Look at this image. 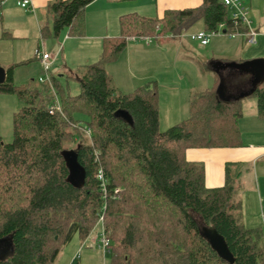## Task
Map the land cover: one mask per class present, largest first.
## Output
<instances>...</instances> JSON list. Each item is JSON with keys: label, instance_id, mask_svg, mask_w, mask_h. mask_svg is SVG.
<instances>
[{"label": "trees", "instance_id": "1", "mask_svg": "<svg viewBox=\"0 0 264 264\" xmlns=\"http://www.w3.org/2000/svg\"><path fill=\"white\" fill-rule=\"evenodd\" d=\"M93 1L53 0L41 37L59 38L65 29L82 36ZM230 12L223 0H204L161 17L122 14L121 33L105 40L100 58L68 72L79 81L77 94L56 76L42 89L16 84L15 65L6 69L0 92L16 94L24 105L14 114L13 141L0 135V241L9 239L12 246L0 255V264H57L63 248L76 235L87 238L102 213L112 264H264V229L239 220L235 193L241 165L227 163L224 185L209 188L204 163L186 153L241 146L243 101L255 98L264 118V81L250 85L244 60L206 63L217 82L194 91L190 115L162 130L157 82L125 93L107 70L130 36L180 37L199 20L208 31L223 25L226 33L245 32ZM216 63L231 72L217 71ZM120 108L131 113L133 125L115 117ZM69 151L75 159L69 160ZM101 168L106 193L98 178ZM220 239L229 256L219 249Z\"/></svg>", "mask_w": 264, "mask_h": 264}, {"label": "crops", "instance_id": "2", "mask_svg": "<svg viewBox=\"0 0 264 264\" xmlns=\"http://www.w3.org/2000/svg\"><path fill=\"white\" fill-rule=\"evenodd\" d=\"M20 1L21 0H5L0 8V22L2 23L1 26L3 29L2 32L0 30V39L5 40L4 42H0V56H6L9 53V48L5 47L4 44L7 43L8 39L14 37V32H17L19 36H26L24 35L25 29L31 27V21L33 27L35 25L40 31L42 25L40 17L44 12V14L46 13V19L44 21L47 20L48 5L53 0H31V5L28 9L23 8L19 4ZM135 1L136 0H94L86 8V27L84 34L82 36H70L67 29L61 33V36L64 34V36L67 37L62 52L63 58L66 61L65 68H69L67 70L68 72L74 71L76 67H83L95 62L100 58L105 40L108 37H117L121 33L120 16L122 14L137 12L147 17H161L166 10L197 7L200 6L204 0H155L153 9L155 16L145 15L139 11H121L126 9L124 3H132ZM253 2L254 0H242L243 6L248 10L249 4H253ZM150 10H152L151 7ZM20 14L29 19L27 26L23 21L17 19V16H20ZM247 19L250 25L243 24L244 27H247L246 31L238 32L236 35L241 36V42L244 44L245 41L249 39L248 33L250 31L255 32V42L248 41L251 45L242 46L238 59L244 60V65L247 70L250 71V77H252L250 85L254 86L256 83L264 81V22L261 20L259 26H255L254 16L251 15L250 10L248 11ZM5 24L8 25V28L13 34L4 27ZM4 29L6 30L5 32ZM170 36L169 33L162 36L167 39L160 40L159 44H153V41L147 43L128 40L127 46L122 51L119 58L107 64L108 72L113 76L117 87L121 91L132 92L133 89L137 88L136 84H138L139 80H147V82L155 80L157 82L158 91H160V124L163 122L165 125L175 124V122L178 123L189 116L190 99L194 90L196 91L198 84L194 76L197 77L200 73L208 75L213 74L215 79V72L209 69L204 70L207 58L202 56L204 51L202 50L204 49L203 47L209 46L210 41L206 45L200 43L201 47H195L186 40V37H173L185 39L177 44L171 43L170 40H168ZM258 37L260 41L257 39ZM67 44L69 45L68 51L66 49ZM215 53L216 52L213 51L214 55ZM195 56L205 59H203L204 61L200 59V61L198 60L197 64H195ZM212 58L213 57H211V59L208 58L211 63L230 57L223 56L219 57V59ZM260 58L263 59V61H261L262 66L256 61ZM178 64L181 68H184L183 73L180 72V75L181 78L185 79L183 83L185 94L183 97L179 94L172 98H162L161 83H163V79L169 75V68L174 65L177 68ZM0 65L5 69L9 67H6L1 61ZM214 66L217 71L231 72L227 66L219 64H215ZM216 82L217 81L214 80L212 86H214ZM210 88L211 87L208 89ZM250 99L252 98H246L243 101V116L240 119V129L242 132L241 146L225 148H190L186 153L189 160L204 163L205 183L209 188L221 187L224 185L227 163L233 162L240 165L255 164L257 173L259 174L258 169H260L262 171V176H256V183L242 191L239 220L241 224L247 228L264 229V118H261L258 114L257 102H252ZM161 114H163V116H161ZM75 256L76 252L74 253L73 250L70 264H72L75 258L78 259V264H81L80 256ZM105 257L106 255H104V258Z\"/></svg>", "mask_w": 264, "mask_h": 264}, {"label": "rangeland", "instance_id": "3", "mask_svg": "<svg viewBox=\"0 0 264 264\" xmlns=\"http://www.w3.org/2000/svg\"><path fill=\"white\" fill-rule=\"evenodd\" d=\"M124 5L126 6V9L121 11H139L144 13L145 15L155 16L154 14L155 12L153 10L155 6V0H136L135 2L132 3H124ZM150 7L152 10H150ZM249 10L251 11V15L254 16L255 26H259L261 20L264 22V0H254L253 4L251 3L249 4ZM230 14L232 15V11L230 12ZM45 15L46 13L44 14L43 12L42 16L40 17V22L42 23L44 22V20L46 19ZM17 19L23 21V23L26 24V26L28 25L29 19L23 16L22 14H20V16H17ZM1 24L2 23L0 22V27H1L0 30L2 32L3 29ZM30 26L31 27H27V29H25L24 35L26 36H19L17 32H14L13 34V32L8 28L7 24L4 25L5 28H7L9 31L12 32L14 37L8 39L7 43L4 44L5 47L9 48V53L6 56L4 55L0 56V61L3 64H5L6 67L15 65L14 82L16 84L29 83L31 86L39 89L44 88L45 85L48 84V83L40 82V78L46 76V72L43 69V65L40 59L37 58L38 56L36 55V50L40 46L43 48L45 52L49 53L54 58L51 66V70L49 71L50 76L51 77L56 76L60 80L62 86L69 93L71 94L79 93L80 91L79 81L76 78L68 77L69 73L67 70L69 68L67 69L65 68L66 61L63 58L62 49L65 45L67 37L64 36V34L63 36L60 35L59 38L41 37L39 28L35 27V25L33 27L32 21ZM199 29H204V22L202 20L197 21L189 30H187L186 34L195 33L197 32V30L199 31ZM223 29L225 28L222 27L220 33L212 35L210 37L209 46H205L203 47L204 49H202L204 50L203 53L201 52L202 56L207 58V63L210 62L211 57H213L212 59H219V57L227 56L233 60L238 59V57H240V51H241L240 49L242 48V46L251 45L248 42L249 39L248 41H245L244 44H242L241 42L242 38L240 35L233 36L231 35V33L228 34L224 33ZM5 31L6 30L4 29V32ZM164 39L167 38L160 36L158 38H154V41L152 43L159 44V41ZM184 39L185 38H173L171 36L168 37V40H170L171 43H176V44ZM257 39L260 41L259 37ZM186 40L189 41L195 47L200 46L199 41L193 40L189 36H186ZM1 41L4 42L5 40L0 39V42ZM137 42H144V41L138 40ZM66 49L68 51L69 49L68 44L66 45ZM213 51L216 52L215 55L213 54ZM203 57L200 58L199 56H195V59L193 58L194 63L197 64V61L198 60L200 61V59L204 61L203 59L205 58ZM208 58L210 59L208 60ZM256 61L260 63L262 66V62H261L263 61L262 58L257 59ZM80 67H76L74 71H78ZM169 71H170L169 75L165 79H163L164 82L161 83V87L163 88V89L161 88L162 98H167V97L172 98L173 96L179 94H181V97H183L185 94V90H183L184 89L183 83L185 79L181 78L180 72L183 73L184 68H181V66H179L178 64L177 68L174 65L169 68ZM194 78L198 82L196 91L205 90L208 89L209 87L212 88L213 87L212 85L215 80L213 74L208 75V74L200 73L197 77L194 76ZM139 81L138 84H136V87L147 82V80H139ZM128 92L131 91H127L125 93ZM250 100H252V102H257L255 98H252ZM23 105H24L23 101L16 94L0 92V135L2 136L3 140L7 143L12 142L14 139V126H13L14 114ZM190 112L191 111L189 105V113ZM163 114H161V116H163ZM76 116L79 119H81V121L83 122L84 120L87 119L85 116L81 114H76ZM173 124L165 125L163 122H161L160 128L162 130H166ZM255 166H256L255 164H247V165L241 164L240 166L241 176L236 180L235 199L237 201H240L242 191L244 189L256 183V176L258 175L259 177L262 176V171L258 169L259 171L258 174L255 169ZM232 167L234 170H236L235 165H233ZM100 226L101 225L98 219L89 237L85 238L84 240H81L79 235L74 236L72 241H70L63 248L57 260V264H70L72 261L71 254L73 250L74 253L76 252L75 257L80 256L81 264H112V255L109 254L104 258L102 249L94 245L92 242V237L95 236L97 233H99ZM11 247L12 246L9 239L0 241V248L2 251L1 253L2 255L9 254Z\"/></svg>", "mask_w": 264, "mask_h": 264}, {"label": "built area", "instance_id": "4", "mask_svg": "<svg viewBox=\"0 0 264 264\" xmlns=\"http://www.w3.org/2000/svg\"><path fill=\"white\" fill-rule=\"evenodd\" d=\"M223 2L225 5L230 7V9L232 11L231 17L234 21V24L237 25V24L242 23L245 25H250V22L247 19L248 9L243 6L242 0H223ZM19 4L23 8L28 9V8H30L31 0H21L19 2ZM0 15H1V11H0ZM222 27H223V25H220L219 31H215V30L214 31H208V30L202 29V30H199L195 33L180 35V37L189 36L191 39L197 40L201 44L206 45L210 41V37L212 35H215V34H218L221 32ZM236 34H238V32H231V35H236ZM248 37H249L250 42H255V32L250 31L248 33ZM154 38H155L154 36L140 35V36H130L129 40H133V41L139 40V41H144V42L150 43V42L154 41ZM36 55L40 59L42 65H43V69L46 72V76L41 77L40 82L48 83L52 86V79H51V76L49 74V71L51 70V66H52L54 58L49 53L45 52L43 50V48L40 46L36 50ZM98 178L102 182V191L104 193H106L107 192V186H106L107 180H106V177H105V174H104V171L102 168L98 171ZM117 191L118 190L116 189V192ZM99 222L101 225L99 233H97L95 236L92 237V242L94 245H96L97 247L102 249L104 255H106V256L109 254L112 255L113 254L112 241L108 237V232L106 231L105 226H104V215H103V213L99 216Z\"/></svg>", "mask_w": 264, "mask_h": 264}, {"label": "water", "instance_id": "5", "mask_svg": "<svg viewBox=\"0 0 264 264\" xmlns=\"http://www.w3.org/2000/svg\"><path fill=\"white\" fill-rule=\"evenodd\" d=\"M224 32H226V30H224ZM5 80H6V69L3 66L0 65V83H4ZM114 115H115V117H117V118H119V119H121V120H123L125 122H128L131 125L134 124V120H133V117H132L131 113L128 110H126V109L120 108V109L115 111ZM75 154H76L75 151H69V152H67V157L69 158V160H73V159L76 158ZM73 175H75L77 177L81 176V174L78 171H76V170H74ZM219 249L226 256H229V252H228L224 242L221 239L219 240ZM1 253H2V251H1V248H0V254Z\"/></svg>", "mask_w": 264, "mask_h": 264}]
</instances>
